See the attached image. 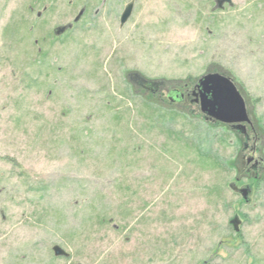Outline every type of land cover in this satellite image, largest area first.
<instances>
[{"label": "rangeland", "instance_id": "obj_1", "mask_svg": "<svg viewBox=\"0 0 264 264\" xmlns=\"http://www.w3.org/2000/svg\"><path fill=\"white\" fill-rule=\"evenodd\" d=\"M221 1L0 0V264H264V163L168 97L234 78L264 158V0Z\"/></svg>", "mask_w": 264, "mask_h": 264}, {"label": "water", "instance_id": "obj_2", "mask_svg": "<svg viewBox=\"0 0 264 264\" xmlns=\"http://www.w3.org/2000/svg\"><path fill=\"white\" fill-rule=\"evenodd\" d=\"M224 1L227 0H223L221 3ZM133 9V4H129L125 8L121 17V24H125L129 20ZM82 14L83 12H80L79 17L75 21H78ZM134 78L140 81L139 84L148 83V80L138 73L134 74ZM195 87L197 92L195 91L194 95L198 97L197 101L200 103L201 112L204 114L205 120L232 124L242 133L244 123L249 122L250 118L245 99L231 78L219 72H209L198 80ZM236 189L245 202H249L250 187L244 186ZM52 249L56 257L69 256L59 245H55Z\"/></svg>", "mask_w": 264, "mask_h": 264}, {"label": "flooded vegetation", "instance_id": "obj_3", "mask_svg": "<svg viewBox=\"0 0 264 264\" xmlns=\"http://www.w3.org/2000/svg\"><path fill=\"white\" fill-rule=\"evenodd\" d=\"M214 72H219V73L231 78L245 99L250 121L244 123L242 133L240 132V130L236 129L234 125H232V124H229V125H230L231 129L234 130L239 136H241V138L243 140V146H242L243 168H241L242 172L244 171L243 175H245V177H248V178L251 177V178H254L256 180L260 177V171L263 168L262 165L264 163V158L260 155V143H261V139H262V135H261L262 132L260 131V128H258L259 126L256 124L258 122L255 119V117L252 116L251 110L249 108V104H248L242 90L237 85V82L234 80V78H232L229 75H226L220 71H214ZM139 82L140 81L138 80V85L141 88L148 89V90L152 91L153 93H159L160 90H162L164 87V82L151 81V80H148V83H146V84H139ZM195 86L196 85H194L192 87V89H189L186 91H184V89L182 90V89L178 88L174 91L169 92L168 97L171 99V101H173L175 103H181V102H185L187 100L191 101V103H193L194 105L199 107V112H198L199 116L205 118L204 114L201 112L200 103L197 101L198 97H196L194 95V92L196 91ZM258 154H259V156H258ZM237 182H240V178H237L236 182L232 183V187L235 191H237L236 188H241L237 185ZM244 186H249L251 189V193H252V188L249 184H244Z\"/></svg>", "mask_w": 264, "mask_h": 264}, {"label": "trees", "instance_id": "obj_4", "mask_svg": "<svg viewBox=\"0 0 264 264\" xmlns=\"http://www.w3.org/2000/svg\"><path fill=\"white\" fill-rule=\"evenodd\" d=\"M55 35V37L57 36L56 34H54ZM55 255V254H54ZM56 257V256H55Z\"/></svg>", "mask_w": 264, "mask_h": 264}]
</instances>
